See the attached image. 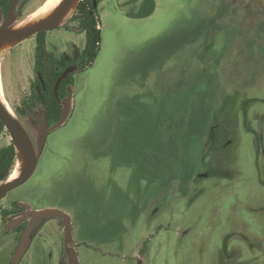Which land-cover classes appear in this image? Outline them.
I'll return each mask as SVG.
<instances>
[{
	"label": "rangeland",
	"instance_id": "rangeland-1",
	"mask_svg": "<svg viewBox=\"0 0 264 264\" xmlns=\"http://www.w3.org/2000/svg\"><path fill=\"white\" fill-rule=\"evenodd\" d=\"M42 1L28 0L23 13ZM98 1L99 49L73 75L68 117L48 133L33 175L0 206L10 197L68 212L80 264H264V174L243 128L231 149L234 177L205 178V190L187 200L213 113L244 97L264 100V35L254 17L264 25V0ZM72 24L46 32L49 49L83 45ZM34 42L1 61L5 96L18 107L36 76ZM263 100L251 102L253 126ZM40 110L18 115L34 141ZM10 140L2 134L0 146ZM114 148L115 163L98 156ZM111 180L125 198L107 188ZM134 201L141 213L132 224ZM56 220L45 226L53 231ZM120 223L130 230L110 242Z\"/></svg>",
	"mask_w": 264,
	"mask_h": 264
},
{
	"label": "flooded vegetation",
	"instance_id": "flooded-vegetation-1",
	"mask_svg": "<svg viewBox=\"0 0 264 264\" xmlns=\"http://www.w3.org/2000/svg\"><path fill=\"white\" fill-rule=\"evenodd\" d=\"M44 1L45 0H43L40 4H42ZM97 3H99L98 0ZM95 9H98V6ZM68 29L83 37V45L81 47H78L74 43H69L72 47V50L69 53H66L65 51L58 52L56 48H54L53 50L49 49L46 39V51L41 53L40 57L38 58V61L42 64V66L45 67V72L47 71L46 67H48L52 63V59L55 58V56H62L64 58V61H59V63H65V68L70 65H76L75 71L78 70V64L82 61L81 49L83 48L85 42V31L83 30V28L77 26L74 23L70 25ZM35 43L36 41L34 42V48ZM33 57L35 63V54L33 55ZM35 74L40 77L39 72H35ZM31 84L32 83H30L29 90H31ZM42 88L43 90H45L43 86ZM37 89L39 90V92L42 91L38 87ZM261 100L262 98L260 99V101ZM251 102V99L249 100L248 97H244L239 101V105L236 106V109H231L229 112H222L221 110H223V108H220L213 113L212 118L207 125L205 139L204 137L202 139V146L198 163L199 168L196 169L191 182V184L195 187V190L187 198V200L191 198L189 203L194 200L193 198L198 197L205 190L202 186H200V183L203 179L210 177L232 179L234 177L233 170L229 165V161L231 157V149L232 146L235 145V142H237V131L240 127L251 135L256 157L255 161L256 164L261 167L264 174V113H253V117L257 121V125L253 126L251 120L249 119V114L252 110L250 108ZM20 109L21 111H23V113L29 112L32 114V110L30 111L26 106H22V108L20 107ZM237 120L239 121L237 122ZM232 124L234 125L233 128ZM227 152L228 154H226ZM199 173H202L203 175L198 176ZM3 200H5V198L0 201V205L2 204ZM8 200L9 201L6 205H4L3 207L0 206V264H12L13 257L22 238V235L26 229L29 219L28 217H25L15 226L7 227L6 224L9 219L16 218L27 210V208L23 206L24 203L17 201V199L8 197ZM158 208L159 207L152 209L151 212H153L154 214L156 209ZM30 209L34 210L39 208L30 205ZM45 222L46 221L37 226L32 234L30 243L28 244L27 248L24 250L23 254L16 264H69V245L64 239L61 219L57 218L56 223L53 226V231L49 230V228L45 226ZM77 246L78 243H75L76 250ZM226 246L227 242L225 241L222 248L223 252H226Z\"/></svg>",
	"mask_w": 264,
	"mask_h": 264
},
{
	"label": "water",
	"instance_id": "water-1",
	"mask_svg": "<svg viewBox=\"0 0 264 264\" xmlns=\"http://www.w3.org/2000/svg\"><path fill=\"white\" fill-rule=\"evenodd\" d=\"M19 1L20 0L11 1L8 12L0 23V57H4L5 53L9 52L14 46L38 32L49 31L62 25L72 15L80 0H62L59 5L45 17L16 26V23L23 18H19L18 16ZM93 7H97V0H93ZM75 70L76 65L66 67L57 77L54 84V93L57 99L62 103L60 118L52 125H48L44 110L41 109L36 113L35 127L37 133L35 141L32 139L27 128L14 109L11 107V112L0 100V121L3 123L14 145L17 160H20L19 175L11 180L8 177L6 180L0 182V201L9 192L22 186L29 180L37 167L48 133L65 123L71 109L72 89H69L66 98L60 100L57 96V87L62 79L66 78ZM202 175V173L198 174V176ZM23 206H25L27 210L20 216L9 219L6 224L7 227L15 226L25 217L29 218L26 229L13 257L12 264H16L19 261L24 250L30 243L32 234L37 226L53 217L61 219L64 239L69 245V264H80L74 246L75 242L72 233L71 215L57 207H44L31 210L29 204H23ZM140 262L139 260L137 264H140Z\"/></svg>",
	"mask_w": 264,
	"mask_h": 264
},
{
	"label": "trees",
	"instance_id": "trees-1",
	"mask_svg": "<svg viewBox=\"0 0 264 264\" xmlns=\"http://www.w3.org/2000/svg\"><path fill=\"white\" fill-rule=\"evenodd\" d=\"M11 1L12 0H0V12L4 16H6L8 12ZM27 1L28 0L19 1L18 4L19 18H22L26 15L23 13V6ZM97 12L98 9H95L93 7V0H80L76 6V9L68 19L77 26L83 28V30L85 31V42L83 48L81 49L82 61L81 63L78 64V70L70 73L66 78L62 79L57 87V96L60 100H63L64 98L67 97L69 89L73 86L74 84L73 75L77 72H82L87 66L91 65L97 55L99 49V40H100V36H99L100 28H99ZM254 17L259 19V23H261L259 25L260 32H262V34L264 35V30H263L264 25H262L263 23L262 20L258 18L259 15H257V12H255ZM33 36L36 41L34 48V54H35L34 70L35 72H39L40 77L38 75L35 76V79L31 84V90L29 95L24 96L21 99V108L22 106H26L30 111L32 110L31 112L32 114H34V108L39 105L40 108L44 110L48 125H52L60 118L61 115L62 103L57 99L54 93V84L57 77L65 69V63L62 64L59 63V61H64V58L62 56L59 57L55 56V58L52 59V63L48 67H46L47 71L45 72L44 70L45 67L42 66V64L38 61V58L40 57L41 53L46 51L45 48L46 31L38 32ZM42 86L45 88V90H43ZM37 87L40 88V90L42 91L39 92ZM248 99L249 100L251 99L252 101L260 100L257 98H248ZM10 104L14 109V111L17 113V115L24 114L23 111H21L20 107L13 105L11 102ZM2 134L9 135L7 130L4 128L3 123L0 121V136ZM117 155H118V160H120L119 150L117 151V148H114L112 151L109 150L106 154L100 153L98 156H103V157L107 156L108 161L111 164H113L117 161ZM16 161H17L16 152L11 140L8 143L0 146V182L6 180L10 176L11 172L14 169ZM113 186H115L114 189H116L117 192H120V194L123 195L124 193L123 190L117 187L115 185V181L113 180H111L109 182L108 187L107 186L106 187L109 189V187L111 188ZM124 198H125V193H124ZM136 208L137 207L134 201L129 207L130 209L129 216L131 220L130 222H132V224L135 220H137V218L141 213V212H137ZM135 209H136V213H135ZM116 225H117V229H115L110 234L111 236L109 237L110 242H113L114 238H115L114 241H116L118 237L120 239V234L130 230V224L128 223H127L128 226H124L122 223Z\"/></svg>",
	"mask_w": 264,
	"mask_h": 264
},
{
	"label": "bare ground",
	"instance_id": "bare-ground-1",
	"mask_svg": "<svg viewBox=\"0 0 264 264\" xmlns=\"http://www.w3.org/2000/svg\"><path fill=\"white\" fill-rule=\"evenodd\" d=\"M61 1L62 0H45L33 12L26 15L22 19H20L16 23V26H20V25L28 23L32 20H36V19H40L42 17H45L50 12H52L57 7V5H59V3ZM2 59H3V56L0 57V63H1ZM0 100L8 108V110H10L12 112L11 106L8 103V100H7L5 93H4V89H3V85H2V81H1V73H0ZM19 173H20V160H17L16 165L14 166V169L9 176V179L11 180V179L17 177L19 175Z\"/></svg>",
	"mask_w": 264,
	"mask_h": 264
}]
</instances>
